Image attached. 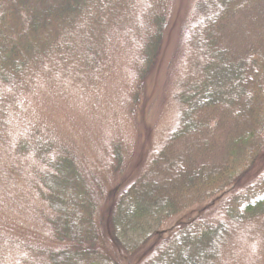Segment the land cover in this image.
I'll return each instance as SVG.
<instances>
[{"label":"trees","instance_id":"obj_1","mask_svg":"<svg viewBox=\"0 0 264 264\" xmlns=\"http://www.w3.org/2000/svg\"><path fill=\"white\" fill-rule=\"evenodd\" d=\"M136 3L0 0V150L7 146L11 131L25 126L17 117L34 87L52 76L69 75L71 68L79 72L82 42L91 50L90 44L112 32ZM208 3L214 11L203 23L204 39L210 41L206 60L198 66V74L193 76L192 71L183 81L179 124L169 142L150 159L147 170L113 202L110 212L111 237L126 255L152 248L142 264H222L220 254L236 245L241 226L259 220L251 231L262 228L264 236V48H254L242 58H232L227 48H218V21L238 9L245 11L249 1L206 0L205 7ZM155 20L159 29L145 47L143 76L156 65L162 42L163 18L156 16ZM218 109L230 110L244 124L230 138L226 154L211 162L208 157L214 147L207 138L193 151L179 153L175 145L209 131L210 111ZM54 145L53 140L35 145L24 141L14 149L17 153L35 150L48 168L43 180L47 187L41 194L53 208L51 224L65 246L40 249L14 240L28 254L19 262L109 264L96 227L101 183H91L78 161L66 152L51 156ZM114 151L113 166L119 170L123 160L120 146ZM256 165L261 171L251 175ZM216 197L224 198L225 221L193 217L169 232L164 229L171 216ZM7 243L0 239V264Z\"/></svg>","mask_w":264,"mask_h":264},{"label":"rangeland","instance_id":"obj_2","mask_svg":"<svg viewBox=\"0 0 264 264\" xmlns=\"http://www.w3.org/2000/svg\"><path fill=\"white\" fill-rule=\"evenodd\" d=\"M205 1L137 0L112 32L90 44L91 50L82 42L79 72L71 68L69 75L43 80L25 97L17 117L25 126L11 131L7 146L0 150V239L8 242L1 264H22L21 258H28L14 240L40 249L65 246L51 224L53 208L41 194L47 187L43 180L48 168L35 150L17 153L14 149L18 142L35 145L44 140L55 142L51 156L66 152L91 183H101L96 227L109 264L146 260L152 248L131 256L118 248L110 234V212L113 202L147 170L150 159L169 142L179 124L183 81L192 71L193 76L198 74L210 42L204 39L203 23L214 10L210 3L205 7ZM248 1L245 11L238 9L218 21L216 45L227 48L232 58L264 48V0ZM156 16L163 18L162 42L156 65L143 76L145 47L159 29ZM210 116L209 131L182 139L175 145L179 153L193 151L207 138L214 147L208 157L211 162L226 154L230 138L244 124L228 109L211 110ZM116 145L123 157L119 170L113 166ZM260 171L256 165L251 175ZM223 201L216 197L192 205L168 218L164 229L169 232L193 217L225 221ZM258 223L254 220L240 227L236 245L220 254L222 264H264L262 228L251 231Z\"/></svg>","mask_w":264,"mask_h":264}]
</instances>
